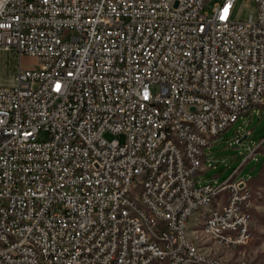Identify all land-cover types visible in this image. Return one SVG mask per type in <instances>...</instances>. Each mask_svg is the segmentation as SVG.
Returning a JSON list of instances; mask_svg holds the SVG:
<instances>
[{
    "label": "built area",
    "instance_id": "2783aa9c",
    "mask_svg": "<svg viewBox=\"0 0 264 264\" xmlns=\"http://www.w3.org/2000/svg\"><path fill=\"white\" fill-rule=\"evenodd\" d=\"M236 2L0 0V53L19 59L0 85V264H106L116 249L118 264H231L185 238L190 210L218 188L227 199L208 229L230 247L252 243L247 182L195 180L210 142L264 107V0L247 22L233 19ZM123 203L132 211L118 220ZM167 230L177 239L163 245Z\"/></svg>",
    "mask_w": 264,
    "mask_h": 264
},
{
    "label": "rangeland",
    "instance_id": "374dc122",
    "mask_svg": "<svg viewBox=\"0 0 264 264\" xmlns=\"http://www.w3.org/2000/svg\"><path fill=\"white\" fill-rule=\"evenodd\" d=\"M217 1L212 0V5ZM257 15L255 0H237L233 12L235 21L247 22L250 17L256 19ZM22 62L28 66H37L34 59L23 58ZM18 66L19 59L15 53H0V85H9ZM105 137L109 141L122 140L111 134H106ZM40 139H47V135L42 133ZM203 167L195 177L199 185L218 186L228 180L233 183L246 181L248 186L251 185L252 199L258 209L250 239L253 241L247 248L226 249L202 233L206 217L211 211L218 209V201H226V193L218 195L209 206L201 207L190 217L186 229L188 239L194 241L206 255L214 258L236 264H264V107L250 111L223 134L214 138L204 149ZM257 176L256 180H251ZM162 263L171 264L169 260L156 264Z\"/></svg>",
    "mask_w": 264,
    "mask_h": 264
},
{
    "label": "bare ground",
    "instance_id": "6f19581e",
    "mask_svg": "<svg viewBox=\"0 0 264 264\" xmlns=\"http://www.w3.org/2000/svg\"><path fill=\"white\" fill-rule=\"evenodd\" d=\"M170 113H178V106H170ZM169 142H171V134H161V137L157 139V148H165ZM125 152H133V145H125ZM165 171H167V162H159L157 164V175H164ZM235 183L227 181V185H234ZM146 189V180H139L137 182H133L131 185V197H139V192L144 191ZM226 193V188H218L215 191H212L211 195L207 197V199L201 204L199 207H195L190 210L188 219L184 221V228L187 229V223L190 217L198 211L201 207L209 206L214 198L218 195ZM227 199V196H226ZM220 203L218 201V209H215L210 212V214L206 217L204 222V228L202 233L207 237L212 239L218 245L226 248V249H237L239 247H230L229 241L218 238V234L216 231L208 229L209 225L215 220L217 214H220ZM244 203H248V216L245 217L244 229L247 231V240L252 238V228H251V216L250 212L253 208L252 200H251V191H247V195H244ZM162 203H153V212H161ZM132 211V203H123L118 211V220H125L127 218V212ZM141 232H149V225H141ZM226 235L228 236H237V228L234 226H226ZM185 238L187 243L193 247V251L198 254V256H202L206 258V261H214L216 260L219 263H231L224 261L219 258H214L206 255L199 246L195 244L194 241L189 240L187 237V230L185 231ZM171 239H177V232L175 230H167V236H162V244L170 245ZM153 243H161V236H153ZM123 249H116L115 254H109V259L106 260V264H118V258H122ZM169 260V254H155V261L149 264L161 263L162 261ZM174 264V262H170ZM163 264V263H162ZM190 264H197V261H190ZM236 264V263H231ZM238 264V263H237Z\"/></svg>",
    "mask_w": 264,
    "mask_h": 264
},
{
    "label": "crops",
    "instance_id": "0c3cea01",
    "mask_svg": "<svg viewBox=\"0 0 264 264\" xmlns=\"http://www.w3.org/2000/svg\"><path fill=\"white\" fill-rule=\"evenodd\" d=\"M251 200H252V204H253V208H252V210H251V212H250V216H251V219H252V216H253V219L251 220V228H252V232H254V227H255V221H254V217H256V215H257V206H256V204H255V201L251 198ZM254 237V236H253Z\"/></svg>",
    "mask_w": 264,
    "mask_h": 264
},
{
    "label": "trees",
    "instance_id": "16d2710c",
    "mask_svg": "<svg viewBox=\"0 0 264 264\" xmlns=\"http://www.w3.org/2000/svg\"><path fill=\"white\" fill-rule=\"evenodd\" d=\"M239 141H241V139H238ZM263 169V168H262ZM262 171V170H261ZM261 173V172H260ZM259 173V174H260ZM259 176V175H258ZM258 176L256 178H253L251 180H256L258 178ZM250 183H252V181H250ZM249 187L251 188L250 191H251V198H252V194H253V188L251 187V185H249Z\"/></svg>",
    "mask_w": 264,
    "mask_h": 264
},
{
    "label": "water",
    "instance_id": "95a60500",
    "mask_svg": "<svg viewBox=\"0 0 264 264\" xmlns=\"http://www.w3.org/2000/svg\"><path fill=\"white\" fill-rule=\"evenodd\" d=\"M244 187V184L242 183L241 185H240V188H243Z\"/></svg>",
    "mask_w": 264,
    "mask_h": 264
},
{
    "label": "snow or ice",
    "instance_id": "6c2138e0",
    "mask_svg": "<svg viewBox=\"0 0 264 264\" xmlns=\"http://www.w3.org/2000/svg\"><path fill=\"white\" fill-rule=\"evenodd\" d=\"M227 12V9H225V13ZM223 18V17H222Z\"/></svg>",
    "mask_w": 264,
    "mask_h": 264
}]
</instances>
